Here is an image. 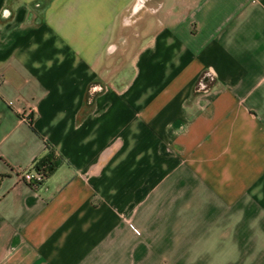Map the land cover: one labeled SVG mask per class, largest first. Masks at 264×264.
<instances>
[{"label": "crops", "instance_id": "1", "mask_svg": "<svg viewBox=\"0 0 264 264\" xmlns=\"http://www.w3.org/2000/svg\"><path fill=\"white\" fill-rule=\"evenodd\" d=\"M135 1L0 0V264H264V0Z\"/></svg>", "mask_w": 264, "mask_h": 264}, {"label": "trees", "instance_id": "2", "mask_svg": "<svg viewBox=\"0 0 264 264\" xmlns=\"http://www.w3.org/2000/svg\"><path fill=\"white\" fill-rule=\"evenodd\" d=\"M28 125L32 127L33 118L29 116L26 119ZM62 158L56 154V152L49 146H45V154L35 160L29 168L26 169V172L38 176L40 179L37 180L33 178L30 181H26L20 173L17 175L22 177V181L26 183L32 190L38 191L42 188L50 176L60 167L62 164ZM7 177V175H0V184Z\"/></svg>", "mask_w": 264, "mask_h": 264}, {"label": "water", "instance_id": "3", "mask_svg": "<svg viewBox=\"0 0 264 264\" xmlns=\"http://www.w3.org/2000/svg\"><path fill=\"white\" fill-rule=\"evenodd\" d=\"M144 0H136L134 4L132 5L129 13L128 18L132 21H135L142 13V4ZM3 18L6 19L9 16L8 12L3 13Z\"/></svg>", "mask_w": 264, "mask_h": 264}, {"label": "built area", "instance_id": "4", "mask_svg": "<svg viewBox=\"0 0 264 264\" xmlns=\"http://www.w3.org/2000/svg\"><path fill=\"white\" fill-rule=\"evenodd\" d=\"M29 116L27 115L26 116V119H28ZM18 173H20L22 175V177L26 180V181H30L32 180L33 178L39 180L40 178L36 175H32L28 172H26V170H19ZM22 177L20 176L19 178L22 180Z\"/></svg>", "mask_w": 264, "mask_h": 264}]
</instances>
